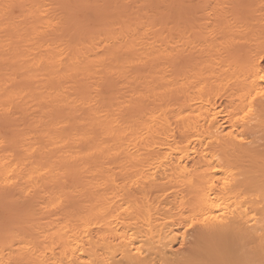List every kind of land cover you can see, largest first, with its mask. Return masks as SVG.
Wrapping results in <instances>:
<instances>
[{"label":"snow or ice","instance_id":"obj_1","mask_svg":"<svg viewBox=\"0 0 264 264\" xmlns=\"http://www.w3.org/2000/svg\"><path fill=\"white\" fill-rule=\"evenodd\" d=\"M193 6L201 13L198 21L190 20L171 25V31L179 33L180 38L178 43L173 45V52H170L169 56H174L180 46L192 45L194 48L197 42L219 40L224 26L231 27L238 33L228 45L230 48L240 49L239 56L229 64L236 79H228L215 89L218 97L230 95L232 98L224 109L214 111L211 120L206 123L218 131L226 132L224 139L235 150H245L242 154L245 160L251 163L238 168L231 160H225L220 154L212 156V152L218 146V140L209 139L208 133L197 135L195 132L186 131L181 137L182 142L174 151L177 155L189 152L202 153L206 164L179 169V176L171 177L173 180L183 181L182 189L167 180L161 182L162 186L157 185L158 178L151 174V169L141 175L135 173L113 175L111 177L113 184L121 179L124 181L122 185H118L121 188L119 204H115L102 214L90 216L77 215L71 205L73 194L63 190L55 193L45 192L39 183H32V178L29 177L28 182L20 186V195L16 197V202L21 204L20 209L6 217L0 227V241L3 242L0 251L5 254L12 253L7 260L0 258V264H264V2L259 5L262 27L258 36L253 33L251 26L239 24L234 18V10L242 5L209 4L206 0H200V3H194ZM14 7L16 5L7 6L4 14ZM75 7L87 10L99 8L101 5L85 0ZM51 31L59 41L54 55L62 65L73 62L96 43H103V40L97 41V32L92 24H81L71 18L58 21L51 26ZM96 55L99 57L100 53ZM103 59L96 62H102ZM141 63L143 61L134 60L121 72L120 78L127 81L132 69ZM109 80L110 77L101 76L99 81H94L89 86L84 99L76 106L77 110L66 117L69 124L62 125V130L66 131L73 120L79 122V126H83L87 123L90 111H100L101 99ZM124 87L128 89L127 84ZM132 91L135 92V89ZM235 93L240 95L237 97ZM147 100L148 97L142 92L128 96L126 103H122L116 112V124L106 134L115 136L121 128V117H125L128 123L123 127L128 131L123 132L122 138L128 139L135 132L134 141L136 143L142 141L144 137L139 135L140 130L136 127L140 123L136 109L142 108ZM160 106L163 107V101L160 102ZM7 115L11 113H6ZM104 115L111 116V112ZM166 115L167 110L158 113L152 117V123ZM176 119L180 122L184 117L178 116ZM257 124L261 137L259 152L255 151L253 135ZM148 127L151 128L152 124ZM25 131L31 135H25ZM41 131L42 124H36L33 128L22 130L13 136L6 134L0 137V151L8 153L12 159H15L18 151L30 156L37 151V147L33 146L32 137L38 136ZM188 136L191 139H188ZM197 141L202 147L195 146ZM132 142L129 140L130 144ZM111 155L119 159L120 153ZM168 155L165 153L162 159L167 160ZM183 163L184 158L181 157L180 164ZM10 166L11 160L5 161L4 167ZM17 167L22 166L19 163L12 166V170L0 180V191L8 192L17 187L19 183ZM57 181L59 182V178ZM149 184L155 186L158 193L156 200L149 199L147 193ZM192 189H195L194 196L185 195L181 198L176 195L174 202L164 213L170 217L169 220L163 221L166 234L162 231L157 237L152 228H149L151 235L145 233L139 221L145 214L149 221L155 215L151 211L152 204L159 206L161 201L172 200V193L180 191L187 193ZM217 190L222 193H233L234 198L230 196L226 198L227 202L224 199L213 202L211 209H214V214H208L210 209H206L205 205L208 198ZM117 207L119 211H116ZM58 213L62 214L58 222L64 219L66 223L59 232L52 235L68 239L66 241L61 239L49 247V234L42 224L48 217H57ZM122 225L124 227L120 231ZM201 230L237 233L247 258L235 262L225 259L205 261L185 258L183 253L189 237ZM173 240L177 241L179 248L170 251V243ZM37 252L40 253V258H31ZM152 252L160 254L161 258L157 260L151 257Z\"/></svg>","mask_w":264,"mask_h":264},{"label":"bare ground","instance_id":"obj_2","mask_svg":"<svg viewBox=\"0 0 264 264\" xmlns=\"http://www.w3.org/2000/svg\"><path fill=\"white\" fill-rule=\"evenodd\" d=\"M142 32L143 27L133 28L129 34H125L117 38L99 39L97 41L103 40V43H96L91 49L87 48L86 51L82 52L79 57H76L73 60V62L65 63L63 65L59 63L58 57L54 55L56 49L53 52H49L46 48L44 50H41L42 46H40L35 49V55L32 58L30 57L28 60L24 59L25 56H28L25 52H11V54L14 55L13 57L19 56V58H21L22 67L25 69V74L23 76H25V78L31 77V79L36 77V79L39 81V86H37L35 91H32L28 88L7 86L4 88L0 86V110L10 109L11 107L16 106V104L18 105L19 103L21 107H23L24 105L25 107H27V109L28 107H35L33 109L38 110L47 109L49 107V104H60L66 106L69 113L72 115L77 110L76 106L79 105L84 98L67 93H58L57 88H55L51 83L44 84L47 81V75L48 79H50L51 81H61L64 84L70 82L75 77H80L88 81L100 80L101 76L104 75L116 74L117 76H120L121 72L128 65L132 64L134 60L143 61V63L136 65L132 69L128 80L124 81H136L137 83L136 86H130V96L142 92L144 96L151 98V100L153 99L152 101L149 99L151 104L154 100L157 102L156 106L155 104L151 106L148 101L147 104L150 105L149 107L147 105V107L136 109L137 115L140 116V123L136 127L140 130L139 135H142L144 137L142 141H140L139 143H136L134 141L133 138L136 135L135 132H133V135L129 136L128 139L122 138L123 132L128 131L126 127H123L128 123L127 119H124L123 122H120L121 128L116 132L115 136L106 134L107 131H109L112 126L116 124L115 115L121 106V102L119 104L111 101L110 99L101 100L100 111H90L88 113L86 124H84L83 126H79V122L74 120L72 121L69 137L72 146L70 145L68 150H66L67 148L64 149L66 151L63 155H65L66 159L70 162L68 163L70 166V174L76 176V172H80L82 173L81 176H83V173L86 174L85 172H87L91 176H88V179L92 178L91 180H88L86 185H79L78 183L80 182L76 183V181H79V173V175H77V180H75L74 177V180L71 181V183L74 182L77 185H73V183L70 186V191L75 190L79 194L80 198V203L77 207H75L74 199H72L71 201V205L77 215L90 216L102 214L105 210H108L115 204H119V198L121 197V188L118 187V185H122L124 181L121 179L118 180L115 184L112 183L113 188H110L111 190L113 189L116 191L109 190L108 192L106 191L107 188L109 187V185H112L111 183L109 184L111 178H109L110 180H106L103 178L106 175L108 176L109 174L110 176H113L115 174L117 175V171L121 172L120 176H124L131 173L141 175L147 170L151 169V174L155 175L158 178L156 181L157 185L162 186L161 182L167 180L169 183L182 189L184 187L183 181L173 180L171 179V177H178L179 169H186L206 164V161L202 158V153L198 154L195 152H189L177 155L174 151L177 145L182 142L181 137L186 134V131L195 132L197 135L208 133L209 139L218 140V146L212 152V156L220 154L225 160H231V162L237 165L238 168L241 166H245L243 165L244 156L242 154L245 150H235L232 145L224 139V137L226 136V132L218 131L217 128L211 127L210 124L206 123V121L211 120V115L214 111H220L221 109H224L232 98L230 95H225V98L226 96L227 98L229 96V98L222 107L220 106L221 109H217L216 106H218V104L215 106L216 102L214 103L212 101V98L216 96L215 94H217L214 89H218L221 83L227 82L228 80V78L225 77V74H223L225 72L221 71V73H218V75H214L213 82H215L218 78V84H213V87L209 85L206 90L204 89V87L207 86V84H205L204 80L202 79V85L197 84L198 89L192 91L191 96L188 91L189 95L186 94V99L182 101V79L184 80L185 78L182 77V57L175 55V57L178 56L179 58H177L174 62L171 61V57L168 58L170 51L160 45L158 41L159 39L157 40L153 36L148 37L147 35L149 34ZM121 48H123L124 50H122ZM132 48H135V51L131 52ZM96 53H100V56L98 57ZM101 58H104L102 62H96L101 61ZM215 62L216 61H214V64ZM216 64L215 66L218 65ZM222 68L224 69V66L221 67V69ZM140 69H142L143 71H141ZM212 69L214 70V68ZM218 72L220 71L218 70ZM196 73H198V71ZM7 74H9V72ZM196 76L197 75H195V77ZM199 77L198 79L196 77L198 82L200 80ZM192 78L193 77H191V79ZM202 78H204V76ZM235 79L236 78H234V80ZM122 84L124 85V83ZM193 86L191 88H193ZM133 89H135V92L132 91ZM175 95H179L178 97L180 98H176L174 100L173 96ZM239 95L240 93H235V96L238 97ZM187 96H190L188 97V100ZM125 97H127V95ZM220 97L221 96H219L218 98ZM161 101H163V107L160 106ZM123 103L126 102L123 101ZM42 106H44V109H42ZM30 110H32V108ZM164 110H167L166 117H159L155 123H152V117L157 116L158 113L163 112ZM108 112H111V116L106 117L104 113ZM178 116L184 117V119L180 122H177L176 118ZM149 124H152L151 128L148 127ZM97 131H99L101 135H96ZM253 135L255 136V151L259 152L261 137L258 124L256 129L253 131ZM103 136L107 137L110 140V143L112 142L114 144H107L109 140L108 142L105 141V137L103 138ZM188 139H191V137L188 136ZM81 140H84V146L74 147V144L77 145V142L79 143V141ZM129 140H132L133 142L130 144ZM121 144L123 145V147L121 146ZM195 146L197 148L202 147L199 144V141L195 142ZM116 152L120 153V160L118 161V163H115L116 158H113L111 155L112 153ZM165 153L169 154L167 160L162 159ZM181 157L184 158L183 164H180ZM4 159H6L7 161L10 158L8 159L6 157ZM4 159H0V161L2 160L0 162V173L5 170ZM13 161L14 159L12 160V162ZM15 161L17 162V160ZM12 162L11 164L14 165V163ZM26 164L25 166H27ZM22 165L23 162L21 166ZM33 165H28V167H32L30 168V172L32 171L34 172V175H37H35L37 177L35 181L37 179H41L40 182H47L45 180L50 179V175L45 174L48 168L46 169L43 167L45 169L43 170L41 169V167L39 168V166H37L38 168H34ZM53 165L54 164H52V166ZM18 168L20 169L21 167ZM10 169L12 168L10 167ZM6 170H9V168ZM23 170H19L18 172L22 171L21 173L25 177L24 179H29V177H31L32 181H34L33 178L35 176H33L32 174L31 176L29 174V171H27L29 173L28 175H26L24 174ZM49 171L50 169L47 170L48 174H50ZM21 173H18L17 175L19 176V174ZM43 174H45L44 177ZM3 176L0 177L3 179ZM46 176L47 178L49 176V178H45ZM1 178L0 180H2ZM21 178L19 177V179ZM35 181L33 183H36ZM51 181L53 182L52 178ZM105 181L108 182V185L104 183ZM40 182V186L44 184H41ZM130 182L131 181H129V183ZM20 183L21 182H19V185ZM105 184L107 187L105 186ZM169 191L171 192V190ZM147 193L149 194L150 200L157 199L158 193L156 192L154 185H148ZM172 195V200H168L167 202L161 201L159 203V206H157V204H152L151 211L155 213V215L151 218L150 221L147 218L146 214L140 217L139 222L143 225V229L146 234H152L151 232H149V228L155 230L157 237H159L162 231H164L166 234V230L163 229V221L170 219L169 216L164 215V213L168 210L169 205L174 202V198L176 195H179L181 198H183L185 195L194 196L195 189H192L187 193L183 191L172 193ZM230 196L234 198L233 193H222L219 190L215 191L212 196L208 198L205 205L206 209H210L208 214H214V209H211V205L213 202H220L221 199H224V201L227 202L226 198ZM116 211H119L118 207L116 208ZM61 215L62 214L59 213V215H57L55 219L49 220L46 223L42 224V227L49 234V247L53 243L59 242L61 239L65 241L68 239L67 237L62 238L59 235H52L59 232L62 228V225L66 223L64 219H60L58 222V218ZM209 223L214 222L209 221ZM123 227L124 225L121 226L120 231L123 230ZM175 242L176 240L171 241L170 251H174L172 249V244ZM10 255H12L11 252L5 254L4 252L0 251V258H3L4 260H7L8 256ZM48 255H51V253H48ZM57 256H59V250L57 251ZM183 256L185 258L196 260L215 261L217 259H225L233 262L238 261L239 259L247 258L244 254L241 240L237 233H214L207 230L197 231L194 235L190 236L189 240L187 241V246L184 250ZM151 257H155L157 260L161 258L160 254L156 252H152ZM31 258L39 259L40 253H35ZM256 258L257 260H259V256H257Z\"/></svg>","mask_w":264,"mask_h":264},{"label":"rangeland","instance_id":"obj_3","mask_svg":"<svg viewBox=\"0 0 264 264\" xmlns=\"http://www.w3.org/2000/svg\"><path fill=\"white\" fill-rule=\"evenodd\" d=\"M84 2L85 0H0V86L4 88L7 86L28 88L32 91L36 90L37 86H39V81L36 79V77L31 79V77L25 78V76H23L25 74V69L22 67V60L21 58H19V56L13 57L14 55L11 54V52H25L26 55H28L24 57L25 60H28L30 57L32 58L35 55V49L40 46H42L41 50H44L46 48L49 52H53L56 49V45L59 43V41L55 39V34L52 33L51 26L55 25L58 21L68 20L69 18H71L81 24H92L97 32V40L106 38H117L125 34H129L133 28L143 27L142 33L149 34L147 35L148 37L153 36L155 39H159L158 41L160 45L168 49L170 52H173V45L178 43L180 34L171 31V25L190 20L198 21V18L201 15L199 9L193 6L194 3H200V0H87V2L89 3L99 4L101 5V7H94L87 10L78 9L75 7L77 4H81ZM262 2H264V0H206V3L209 4L231 3L242 5V7H239L238 9L234 10L233 16L237 21H239V24L252 26L251 28L253 29L254 34L257 36L259 35L260 29L262 27L259 12V5ZM9 5H16V7L8 9L7 13L4 14V10ZM52 5H59V7H50ZM236 35H238V33H236L233 28L224 26L221 29V38L219 40H204L202 42H198V44L196 43L194 48L192 45H188L186 47L180 46L176 50L175 55L182 57V77H185L184 80L182 79V83L184 84V88L182 84V89L184 91H182V101L186 99L185 95L188 94V91L191 96V92L198 89L197 84L202 85V79L204 80V83L207 84V86L204 87V89L206 90L209 85L213 87V84H218V78L216 80L215 76L216 81L213 82V76L216 74L218 75V73H221V71L225 72L223 74H225V77H227L228 79L234 80V78H236L233 75V71L229 68V61L231 62L239 56L240 49L235 47L230 48L228 46L230 43H232L234 36ZM89 48L91 49L92 47ZM121 49L124 50L123 48ZM133 51H135V48H132L131 52ZM175 55L169 56L168 58L171 57L170 60L174 62L177 58H179L178 56L175 57ZM214 61H216L215 64H218H216L217 66H215ZM222 65L224 66V69H221V67H223ZM191 66L193 69L191 68ZM212 68H214V70ZM140 70L143 71L142 69ZM218 70L220 72H218ZM197 71L198 73H196ZM8 72L9 74H7ZM195 75H197V79L200 76L199 82L197 81ZM104 76L110 77V80L105 87L101 100L110 99L115 103L120 104L121 102L122 104L123 101H127V97L131 94L130 86L132 87L137 85L136 81L124 82V80H121L120 76H117L116 74ZM203 76L204 78H202ZM191 77L193 78L191 79ZM46 78L47 81L44 84L51 83L55 88H57L58 93H67L83 98L85 92L89 89V86L93 84L94 81H99H88L80 77H75L70 82L64 84L61 81H51L50 79H48V75L46 76ZM122 83H124V85L125 83L128 85L127 90L125 89ZM192 86L193 88H191ZM126 95L127 97H125ZM215 95L218 96L217 94ZM178 96H173V99L175 100L176 98H180ZM190 96H187V100ZM216 96L212 98V101L214 103L216 102L215 106L218 104V106H216L217 109H221L223 104L227 102L229 96L228 98L226 96L227 99L225 98V96H221L220 98ZM149 99L151 100V98H148L142 108L147 107ZM149 103L151 106H153L154 104L156 106L157 102L154 100L152 104L150 101ZM150 105H148V107ZM31 108L32 110H30ZM33 108L35 107H28L27 109V107H25L24 105L23 107H21L19 103L18 105L16 104V106L11 107L10 109L0 110V137L6 134L9 136H13L18 134L22 130L33 128L36 124H42L41 133L38 136L32 137V140L34 141L33 146L37 147V151L30 156L27 155V153L25 152L18 151L15 154V159L13 162L12 157L8 153L0 151V159H4L6 157L8 159L10 158L9 160L14 163V165L11 164V168L12 166H15V160H17L16 164L19 163L21 165L23 162L24 166L22 165V167L24 168V170L22 167V169H19L17 167L16 172H18L19 170H23L24 174L26 175H28V173L30 172V168H32L30 166L28 167V165L31 164L36 165H33L34 168H38L37 166H39V168L41 167V169L43 170H45L44 168L50 169V174L47 173L48 169L45 173L47 175H50V179L45 180L47 182H40L41 179H37L35 181L37 175L35 174V176L33 174L34 172L32 171V173L30 172L29 174L35 176L33 179L36 183H44L42 185L47 186L43 187L41 185V188H43L45 192H47V190L50 193H54L58 190H63L68 193L71 192L70 194H73L75 207H77L80 203L79 194L75 190L70 191V186L74 183H71V181L74 180V177L75 180H77V175H79L80 172H76L77 174L74 173L76 174V176L70 174V166L68 164L70 162L66 159L65 155H63L65 154V151L68 150L70 145L72 146L69 139L72 122L66 131L62 130L61 128L62 125L69 124V121L66 119V117L71 116V114L69 113L66 106L60 104H49V107L47 109H44V106H42V109L44 110H38ZM9 112L11 113V115L6 116V113ZM124 119L126 118L121 117L120 122H123ZM24 134L31 135V133L28 131H25ZM96 135H101V133L97 131ZM104 137L105 136H103V138ZM104 139L107 142L109 140L107 137H105ZM55 143L59 144L56 145ZM83 143L84 140H81L79 141V143L77 142V145L74 144V147H83L85 144ZM107 144L114 143H110L109 140ZM53 146L55 147V149ZM121 146L123 147L122 144ZM28 151L30 152L31 149H29ZM59 151H62L64 153H60ZM4 160L6 161V159ZM119 160L120 159H115V163H118ZM243 162V165L245 166L251 163L249 161H245V158ZM24 163H27V166H25ZM52 164L54 165L52 166ZM10 167L9 170H6L8 168H5V170L0 173V176H5V174L11 171L12 169H10ZM21 172L22 171L18 173ZM85 173L86 174L83 173V176H81L82 173H80L78 177L79 181H76V183L80 182L78 183L79 185H86L88 180L92 179H88L91 176L87 172ZM116 173L117 176L121 175V172L119 171H117ZM45 174H43V177ZM18 177L21 178L19 179V182H21L20 185L18 183L16 188H13L8 192L0 191V227H2L3 221L6 217H8L13 211L18 210L21 207V204L16 202V197L20 195V186L28 182V179H24L25 177L22 175V173L19 174ZM105 177H107L108 179ZM105 177L103 178L106 180H110L109 178H111L112 176H110L109 174ZM45 178H47V176ZM51 178L53 182L51 181ZM57 178H59V182L57 181ZM34 181H32V183ZM76 183H74L73 185H77ZM104 183L108 185V182L105 181ZM110 183L112 184L111 180L109 184ZM61 185H66V187L62 188ZM110 187L113 188V184L111 186L109 185L107 190L106 188L105 190L108 192L109 190L116 191L113 189L111 190ZM57 215H59V213ZM55 218L56 217H48L46 218L44 223ZM2 247L3 242L0 241V248ZM175 248H179V244L177 243V241L172 244V249L175 250Z\"/></svg>","mask_w":264,"mask_h":264}]
</instances>
